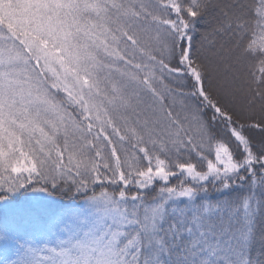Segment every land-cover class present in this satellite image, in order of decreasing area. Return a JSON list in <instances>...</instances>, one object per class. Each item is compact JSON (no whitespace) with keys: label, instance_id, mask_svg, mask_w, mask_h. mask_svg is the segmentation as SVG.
<instances>
[{"label":"snow or ice","instance_id":"6c2138e0","mask_svg":"<svg viewBox=\"0 0 264 264\" xmlns=\"http://www.w3.org/2000/svg\"><path fill=\"white\" fill-rule=\"evenodd\" d=\"M0 264H264V0H0Z\"/></svg>","mask_w":264,"mask_h":264}]
</instances>
